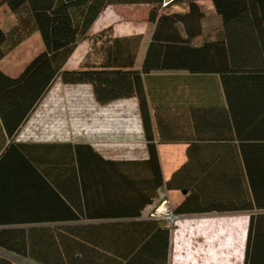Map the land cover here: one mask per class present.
<instances>
[{
  "label": "trees",
  "instance_id": "obj_1",
  "mask_svg": "<svg viewBox=\"0 0 264 264\" xmlns=\"http://www.w3.org/2000/svg\"><path fill=\"white\" fill-rule=\"evenodd\" d=\"M198 1L1 0L14 22L9 29L0 27V62L37 32L45 46L18 77L0 69L1 249L43 264H137L136 258L145 253L148 259L141 264H158L161 257L162 264L168 263L170 230L159 220L134 219H141L143 210L155 202L164 186L169 190L189 188L182 179L186 168L165 184L142 75L151 70L184 68L228 77L225 63L218 71L209 67L212 50L225 51V43L208 40L201 46L192 44L201 34ZM212 1L225 27L233 28L230 43L235 48H243L248 28H263L264 33V0ZM177 3L188 4L189 13L164 14L169 5ZM110 5L150 6L148 22L156 29L142 72L135 69L141 37L113 38L112 28L89 36L96 19ZM181 28L188 37H182ZM85 40L91 41L92 51L82 68L67 70V63ZM57 79L66 85H91L101 105L137 98L147 133L148 159L112 161L92 146L23 140L22 128ZM256 148L227 157L243 165L201 168L190 178L200 183L236 181L230 202L202 208L195 201L196 190H192L190 201L175 210L177 214L249 213L244 264H264V151ZM243 184L245 189L239 190ZM219 189L217 185L215 190ZM82 198L88 216L82 215ZM101 198L105 203L102 212L90 210ZM85 219L130 221L80 225ZM116 241L122 242L121 250L116 249ZM0 264L12 263L0 257Z\"/></svg>",
  "mask_w": 264,
  "mask_h": 264
},
{
  "label": "crops",
  "instance_id": "obj_2",
  "mask_svg": "<svg viewBox=\"0 0 264 264\" xmlns=\"http://www.w3.org/2000/svg\"><path fill=\"white\" fill-rule=\"evenodd\" d=\"M197 4L200 8L198 13H196L200 15L199 29H201V34L194 38L192 44L201 46L208 40L212 42L219 40L225 43L227 47L225 51H219L217 48L212 50V59L209 67L218 71L221 64L225 63L223 67L224 70L228 71V77H224L223 73H192L184 68L151 70L142 75L150 110V127L157 144L165 184L170 181L177 171L186 168L185 178L182 179H184L183 182L189 189L169 190L164 186L159 190L158 198L155 202L143 210L141 219H134L135 221L151 219V214L163 201H167L175 211L185 202L190 201L194 190H196L194 194L197 195L195 201L199 203L197 205L199 207L206 208V206H211L212 204L230 202L231 194L236 192L233 187L237 185L236 181L229 182L225 180L222 183H200L199 180L193 181V179H190L191 176H197L199 174L198 170L201 168L225 169L237 164H244L243 162L228 160L227 157L231 153H250L253 147H257L256 151H264L263 28H248L247 31L250 33L245 37L246 42L243 43V48L239 49V46L235 48L233 46L234 43H230V37L232 41L234 38L232 36L234 33L231 31L233 28L229 29V25L225 27V23L217 15L213 1L201 0ZM2 8L8 11V16L10 15L8 21L10 22L11 13L6 6H1L0 0V9ZM149 11V5H110L96 19L89 31V36L93 38L104 30L112 28L113 38L141 37L135 69L142 72L156 29L155 25L148 22ZM189 11L190 7L188 4L177 3L169 5L165 9L164 14L186 15ZM135 15L136 17H134ZM7 26L0 23L1 28L7 29ZM180 33L182 37H188L182 28ZM82 44L78 46L67 63V70H76L72 63L79 61L81 56L85 59L91 53V41L85 40ZM236 70L243 73H236ZM56 81L66 86V92L71 96L69 100L74 103L69 112H67L66 108H59L61 113H66L67 115H64L65 119L62 120L64 122L62 127L58 130H52L56 133L53 136L55 138L53 140H45L44 138L48 136L45 134L44 138L38 141L45 140V142L52 141L57 144H71L74 146H92L102 157L112 161H144L148 159L147 133L137 98L121 99L101 105L94 97L91 85H66L60 79ZM50 90L46 94H49L46 103L53 100L50 98L52 93ZM86 91L89 93L91 104H96V107L92 108L90 103L84 101V96L87 95ZM65 99L67 98L65 97ZM59 100L63 101V98H59ZM48 105L50 104H45V106ZM94 109L96 111H93ZM37 126L39 129L44 124H40L39 121ZM36 132L27 129L24 131L22 128L21 138L24 137L25 139L23 140L28 141L44 133ZM188 177L190 180L187 179ZM217 185H220L218 192L215 190ZM195 187L196 189H194ZM242 187L245 189L243 184V186L239 187V190ZM102 201L104 200L101 198L99 204L94 202L90 210L93 212L98 210L101 213V207L105 206ZM82 206L84 209V214L82 215L88 216L84 198H82ZM188 207L194 208L195 206L189 204ZM246 213L189 212L179 214L181 216L179 224L182 220L189 217L228 216ZM126 221L130 220L88 221L85 219L79 221V224H111ZM236 230L243 237V244L241 245L243 250L239 257L236 258L233 255L232 258H234L235 263L230 262V264H244L248 228H236ZM244 231L245 233L242 235ZM192 233L191 228H180L178 235L180 234L182 239L188 240L194 239V237L189 236ZM106 240L109 239L107 238ZM172 241L170 232L167 264H171ZM105 242L110 243L108 241ZM190 246L189 244L181 245L180 252L185 250L187 253L185 254L186 259L180 260L179 264H224L225 260L220 261L218 258L202 256L193 258V255H198L199 252L198 249L195 252H189ZM115 247L117 250H121L123 248L122 242L116 241ZM188 254H190V258H188ZM0 257L10 261L12 264H43L17 256L1 248ZM147 257L148 253H145L143 257H137L135 261L137 264H141L148 259ZM226 261L228 263V260ZM157 263L162 264V257ZM154 264H156V261H154Z\"/></svg>",
  "mask_w": 264,
  "mask_h": 264
},
{
  "label": "rangeland",
  "instance_id": "obj_3",
  "mask_svg": "<svg viewBox=\"0 0 264 264\" xmlns=\"http://www.w3.org/2000/svg\"><path fill=\"white\" fill-rule=\"evenodd\" d=\"M134 17H136V15ZM9 18L10 15L8 16V11L3 10V8L0 9V20L4 19V21L1 20L0 23H3L5 26H7L9 23L7 29H9L14 22L13 16H11L10 22L8 21ZM82 43L80 44L83 45ZM44 50L45 46L40 34H33L30 38L25 39L20 46L7 55L3 62H1L0 68L7 75L11 77H18L26 68V66ZM85 59H83L81 56L79 61H74L75 63H72V66L76 67V70L82 68ZM65 88L66 86L62 85L59 81L54 83L50 90V92H52L50 98L53 100L47 101L48 103H46V99L48 98L49 94L46 95V97L34 110L26 125L23 127L24 131L27 129L29 131L34 130L39 133L44 132V134L48 135L44 138L45 140H53L55 138H53V136H55L56 133L52 130H58L62 127V123H64L62 120L65 119L64 115L66 114L61 113L59 108H66L67 112H69L74 103L73 101L69 100L71 99V96L67 94ZM65 97L67 99H65ZM84 97V101H87L91 104L88 92ZM59 98H63V101L59 100ZM45 104L50 105L45 106ZM91 106L94 108L96 107V104L93 103ZM93 111L96 110L94 109ZM39 121L40 124H44V126H40L38 129L37 125ZM45 140L38 141V139H32L29 141L45 142ZM49 143L53 142L51 141ZM249 218V213H246L228 216H196L182 220V222L174 227L173 230L171 264H179L180 260L186 259L185 254L187 252L185 250L180 252L181 245L183 246L185 244L191 245L189 252H195L198 249L199 254H194L193 258L202 256L206 258H218L220 261L228 260V263L227 261L226 263L224 261V264H230V262L235 263V260H233L234 258H232L233 255H235L237 258L239 255H241L243 250L241 246L243 244V237L239 234V231L236 230V228H248ZM180 228H191L193 233L189 236L194 237V239H182L180 234L178 235ZM244 233L245 231L242 232V235H244ZM190 257V254H188V258Z\"/></svg>",
  "mask_w": 264,
  "mask_h": 264
},
{
  "label": "built area",
  "instance_id": "obj_4",
  "mask_svg": "<svg viewBox=\"0 0 264 264\" xmlns=\"http://www.w3.org/2000/svg\"><path fill=\"white\" fill-rule=\"evenodd\" d=\"M44 136L45 134L43 133V135H37L36 137H34V139L42 140ZM150 218L163 222L166 227L170 230L171 234H173L174 227L179 225V222L181 220V216L177 214L174 209H172V207L167 201L161 202L159 206L155 209V211L151 214Z\"/></svg>",
  "mask_w": 264,
  "mask_h": 264
}]
</instances>
